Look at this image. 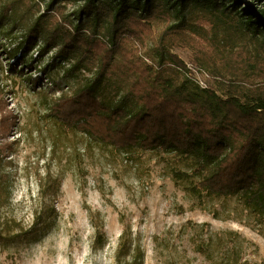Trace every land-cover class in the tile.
Segmentation results:
<instances>
[{"label":"rangeland","instance_id":"obj_1","mask_svg":"<svg viewBox=\"0 0 264 264\" xmlns=\"http://www.w3.org/2000/svg\"><path fill=\"white\" fill-rule=\"evenodd\" d=\"M84 2L0 0V15L19 21L0 26V264H118L122 234L141 248L144 264H264L262 219L237 197L193 196L189 183L175 178L176 172L191 175L179 156L126 153L99 143L98 132L83 133L81 123L75 131L63 127L58 119L81 120L70 102L94 77V63L75 69L70 60L57 62L55 49L41 57V43L25 57L32 67L9 61L15 40L48 5L54 3V20L66 22ZM191 2L182 20L163 0H153L146 21L153 35L145 40L141 65L171 66L182 78L228 95L264 86V33L247 34L235 15ZM258 6L264 10V0ZM105 25L93 23L92 31L103 36ZM170 55L186 71L172 66ZM101 89L106 101L125 94L114 80ZM51 207L53 215L28 233Z\"/></svg>","mask_w":264,"mask_h":264},{"label":"trees","instance_id":"obj_2","mask_svg":"<svg viewBox=\"0 0 264 264\" xmlns=\"http://www.w3.org/2000/svg\"><path fill=\"white\" fill-rule=\"evenodd\" d=\"M189 1L163 0V3L184 20ZM246 1L251 3L244 4L243 0L191 3L235 15L247 34L264 33V10L259 8L258 0ZM53 5H48L47 11L40 13L23 31V36L15 40L16 52L7 54L9 61H21V69L32 67L25 57L41 43V57L47 50L55 49L57 62L70 60L75 69L86 67L89 60L94 63L97 68L94 77L70 102L75 106L73 111L82 114L81 120L72 125L58 119L64 123L63 127L75 131L81 123L83 133L98 132L99 143L124 149L126 153H174L191 166V175L176 172L175 178L189 183L193 196L237 197L264 222V95L258 93L264 86L228 95L226 89L217 92L202 88L190 78H182L171 66L157 70L153 65H141L139 56L145 40L153 35L151 25L146 22L156 8L153 0H85L73 21L66 22L49 15ZM18 22L0 15V26L7 23L14 27ZM93 23L106 24L103 36L97 28L92 31ZM84 25L90 26L84 29ZM170 59L172 66L186 71L178 57L170 55ZM15 71L9 70L11 75ZM109 80L125 90L124 96L115 102L100 97L101 88ZM1 81L0 76V102L4 95ZM91 114L97 118H88ZM87 121L91 123L90 130L86 128L90 124ZM195 177L198 182L193 186L191 179ZM48 210L44 218L37 216L28 233L36 231L40 219L53 215V207ZM116 260L118 264H144L143 251L122 234Z\"/></svg>","mask_w":264,"mask_h":264}]
</instances>
